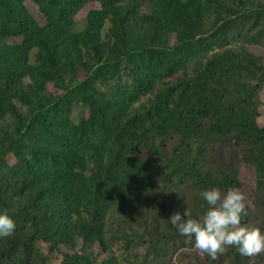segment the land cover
Instances as JSON below:
<instances>
[{
    "label": "trees",
    "instance_id": "16d2710c",
    "mask_svg": "<svg viewBox=\"0 0 264 264\" xmlns=\"http://www.w3.org/2000/svg\"><path fill=\"white\" fill-rule=\"evenodd\" d=\"M263 105L264 0H0V264H264L169 221L264 232Z\"/></svg>",
    "mask_w": 264,
    "mask_h": 264
},
{
    "label": "clouds",
    "instance_id": "9594fccd",
    "mask_svg": "<svg viewBox=\"0 0 264 264\" xmlns=\"http://www.w3.org/2000/svg\"><path fill=\"white\" fill-rule=\"evenodd\" d=\"M201 196L208 205L201 218H192L188 208L183 216L175 212L169 218L180 235L194 237L198 252L212 260L230 247L249 258L264 254V232L241 223L242 217L247 215V205L246 196L239 188H229L224 193L212 188L202 191ZM15 227L7 213H0V237L10 236Z\"/></svg>",
    "mask_w": 264,
    "mask_h": 264
},
{
    "label": "rangeland",
    "instance_id": "374dc122",
    "mask_svg": "<svg viewBox=\"0 0 264 264\" xmlns=\"http://www.w3.org/2000/svg\"><path fill=\"white\" fill-rule=\"evenodd\" d=\"M28 8H29L30 12H32L34 14L37 13L36 8L32 5V3H28ZM263 113H264V105H263ZM243 172H244L245 177H246V188H248L254 182V180L252 178L253 170H249L248 168H246V166H244ZM250 190H251V188H248V193H250ZM51 261H52V264H59L60 260L56 256H54V257H52Z\"/></svg>",
    "mask_w": 264,
    "mask_h": 264
}]
</instances>
